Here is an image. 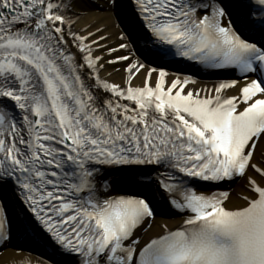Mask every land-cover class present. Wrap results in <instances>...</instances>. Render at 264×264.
<instances>
[{"label": "snow or ice", "instance_id": "6c2138e0", "mask_svg": "<svg viewBox=\"0 0 264 264\" xmlns=\"http://www.w3.org/2000/svg\"><path fill=\"white\" fill-rule=\"evenodd\" d=\"M30 233L39 264H264V0H0V264Z\"/></svg>", "mask_w": 264, "mask_h": 264}, {"label": "bare ground", "instance_id": "6f19581e", "mask_svg": "<svg viewBox=\"0 0 264 264\" xmlns=\"http://www.w3.org/2000/svg\"><path fill=\"white\" fill-rule=\"evenodd\" d=\"M149 62L151 63V59L149 60ZM110 70L111 69H109V71ZM183 74H186V73H182V75ZM103 75L107 76V72H105ZM109 79H115V80L119 81L121 79V76L119 74H115L114 73L112 77H109ZM197 81H198V85L197 86H211L212 82L215 81V80L202 81V80L197 79ZM162 221L168 222L170 227H175L178 224V222H179V217L178 216L173 217V218H164L163 217V218L157 219V224H159ZM156 231H158V229H156ZM22 247L25 249L26 253H30L32 261H33V264H39V262L41 260H45L46 261L48 259L47 257H45L43 255H39V254L35 253L33 251L34 248L32 246H30V245L23 244Z\"/></svg>", "mask_w": 264, "mask_h": 264}]
</instances>
